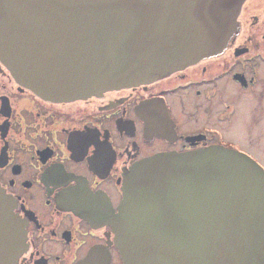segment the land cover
<instances>
[{
	"label": "water",
	"instance_id": "obj_1",
	"mask_svg": "<svg viewBox=\"0 0 264 264\" xmlns=\"http://www.w3.org/2000/svg\"><path fill=\"white\" fill-rule=\"evenodd\" d=\"M245 0H0V63L41 99L148 84L219 53ZM113 218L123 264H264V171L232 149L131 168ZM23 231L0 189V264Z\"/></svg>",
	"mask_w": 264,
	"mask_h": 264
},
{
	"label": "flooded vegetation",
	"instance_id": "obj_2",
	"mask_svg": "<svg viewBox=\"0 0 264 264\" xmlns=\"http://www.w3.org/2000/svg\"><path fill=\"white\" fill-rule=\"evenodd\" d=\"M217 54L137 87L41 99L0 63V189L23 231L16 264H123V180L161 154L240 152L264 171V0H245Z\"/></svg>",
	"mask_w": 264,
	"mask_h": 264
}]
</instances>
